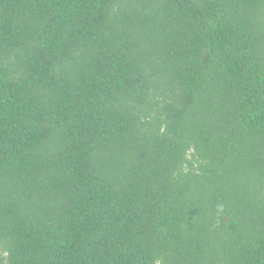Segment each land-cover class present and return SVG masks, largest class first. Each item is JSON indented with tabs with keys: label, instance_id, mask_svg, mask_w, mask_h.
Wrapping results in <instances>:
<instances>
[{
	"label": "trees",
	"instance_id": "16d2710c",
	"mask_svg": "<svg viewBox=\"0 0 264 264\" xmlns=\"http://www.w3.org/2000/svg\"><path fill=\"white\" fill-rule=\"evenodd\" d=\"M0 264H264V0H0Z\"/></svg>",
	"mask_w": 264,
	"mask_h": 264
}]
</instances>
